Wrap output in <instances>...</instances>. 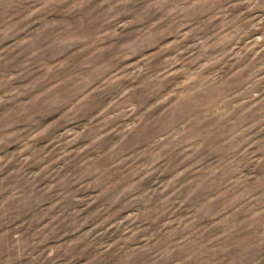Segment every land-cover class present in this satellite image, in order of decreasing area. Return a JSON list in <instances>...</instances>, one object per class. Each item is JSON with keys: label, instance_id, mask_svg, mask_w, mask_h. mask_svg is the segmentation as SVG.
<instances>
[{"label": "rangeland", "instance_id": "1", "mask_svg": "<svg viewBox=\"0 0 264 264\" xmlns=\"http://www.w3.org/2000/svg\"><path fill=\"white\" fill-rule=\"evenodd\" d=\"M0 264H264V0H0Z\"/></svg>", "mask_w": 264, "mask_h": 264}]
</instances>
